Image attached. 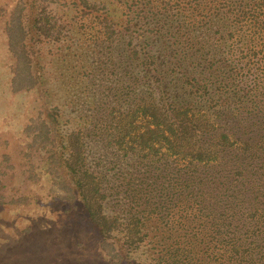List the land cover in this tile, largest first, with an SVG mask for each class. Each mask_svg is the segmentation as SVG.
<instances>
[{"label": "trees", "instance_id": "trees-1", "mask_svg": "<svg viewBox=\"0 0 264 264\" xmlns=\"http://www.w3.org/2000/svg\"><path fill=\"white\" fill-rule=\"evenodd\" d=\"M11 14L13 88L49 95L45 58L63 69L67 106L43 102L31 147L110 264H264V0H16Z\"/></svg>", "mask_w": 264, "mask_h": 264}, {"label": "rangeland", "instance_id": "rangeland-1", "mask_svg": "<svg viewBox=\"0 0 264 264\" xmlns=\"http://www.w3.org/2000/svg\"><path fill=\"white\" fill-rule=\"evenodd\" d=\"M15 2L0 0V264H110L80 201L70 200L52 179L46 153L31 147L27 126L43 102L67 105H62L63 85L54 81L63 70L59 58H45L49 95L11 85L16 58L8 23Z\"/></svg>", "mask_w": 264, "mask_h": 264}]
</instances>
